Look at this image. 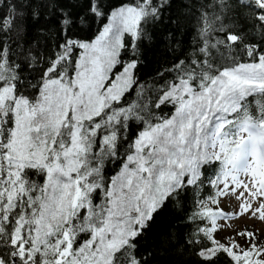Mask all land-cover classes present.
<instances>
[{"label":"snow or ice","instance_id":"obj_1","mask_svg":"<svg viewBox=\"0 0 264 264\" xmlns=\"http://www.w3.org/2000/svg\"><path fill=\"white\" fill-rule=\"evenodd\" d=\"M260 225L264 0H0V264H264Z\"/></svg>","mask_w":264,"mask_h":264},{"label":"rangeland","instance_id":"obj_2","mask_svg":"<svg viewBox=\"0 0 264 264\" xmlns=\"http://www.w3.org/2000/svg\"><path fill=\"white\" fill-rule=\"evenodd\" d=\"M230 207L232 209H234L236 207V201L234 199H226L223 201V208L227 211L228 209H230ZM233 225H241L243 226L245 223H248L249 225L251 224L250 221H245L244 219H240V220H234L232 221ZM259 227L264 228V225H260Z\"/></svg>","mask_w":264,"mask_h":264}]
</instances>
